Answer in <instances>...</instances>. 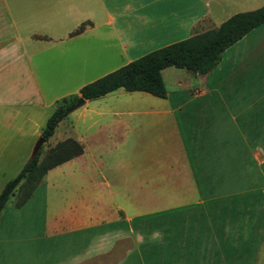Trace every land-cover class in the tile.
Listing matches in <instances>:
<instances>
[{"label":"crops","instance_id":"0c3cea01","mask_svg":"<svg viewBox=\"0 0 264 264\" xmlns=\"http://www.w3.org/2000/svg\"><path fill=\"white\" fill-rule=\"evenodd\" d=\"M212 2L0 0V108L47 105L26 48L64 53L87 35L114 38L124 53L140 52L125 65L157 49L141 48L149 42H162L160 48L218 27L231 15L214 22ZM83 22L84 31L72 35ZM261 68L264 23L226 48L206 74L163 69L165 85L166 73L173 83L166 97L130 92L125 107L111 112L124 115L118 122L125 133L124 184L121 176L102 175L50 212L42 182L45 188L16 209L41 198L42 232L35 238L43 243L22 248L3 210L0 264H264L258 189L245 188L257 182L258 162L264 163Z\"/></svg>","mask_w":264,"mask_h":264},{"label":"rangeland","instance_id":"374dc122","mask_svg":"<svg viewBox=\"0 0 264 264\" xmlns=\"http://www.w3.org/2000/svg\"><path fill=\"white\" fill-rule=\"evenodd\" d=\"M262 5L264 0H213L211 6L214 13L213 21L218 22L234 13L253 10ZM160 43L162 42L152 41L141 48H158ZM121 48L116 39L105 41L96 35H87L75 43H70L69 50L64 53L58 48H26L33 57L35 69L47 98V105L41 108L30 106L0 108V192L32 156L33 148L41 137L57 99L66 96L71 98L79 92L80 85H85L123 66L127 57H134L140 53H124ZM167 68L188 72L186 69L173 66ZM258 75L264 78V68L258 70ZM165 79L167 83L165 86L171 89L173 83L167 73ZM130 95V92L119 88L99 99L87 100L69 112L59 122L54 134L43 143L39 155L40 164L47 160L52 149L59 142L68 137L79 140L84 147L83 153L77 155L79 156L77 159L64 165H62L64 162L61 163L51 172L48 171L55 167L49 169L46 172L48 176L45 174L41 178V184L42 182L48 184L50 212H53L63 196L65 198L80 190L82 186L96 184V179L99 180L102 175L112 178L121 176L120 183L124 184L125 133L123 125L118 124L124 119V115L114 116L111 112L123 109L125 99ZM261 137L258 134V146L261 145ZM137 150L132 158L140 156L141 148ZM111 183L112 188L116 189L117 182ZM28 186L29 183L24 182L14 191L6 204L3 218L4 223L9 226L8 231L18 234L22 248L26 249L43 243L37 240L38 237L35 238L36 234L42 232L41 198L37 197L22 212H19L15 206L26 194ZM44 186L41 185L39 188H45ZM245 188L258 189L259 233L260 225L264 222V163L258 162L257 182L248 181ZM5 226L0 228V234L5 230ZM252 229H247L246 234H250Z\"/></svg>","mask_w":264,"mask_h":264},{"label":"trees","instance_id":"16d2710c","mask_svg":"<svg viewBox=\"0 0 264 264\" xmlns=\"http://www.w3.org/2000/svg\"><path fill=\"white\" fill-rule=\"evenodd\" d=\"M263 23L264 5L253 10L234 13L218 27L197 32L128 62L83 85L78 95H72L71 98L66 96L58 100L41 136L47 141L54 134L59 122L68 114L69 108L79 97L93 100L119 88L128 92L143 91L154 96L166 97L163 69L173 66L186 69L193 75L206 74L218 65L226 48ZM87 24V22L81 23L72 35L83 32ZM83 151V144L79 140L68 137L52 149L50 156L42 164L39 163L40 151L36 156H31L17 175L1 190L0 216L8 200L22 183H29V186L16 207H21L29 201L35 189L41 184V178L49 169L82 154Z\"/></svg>","mask_w":264,"mask_h":264},{"label":"water","instance_id":"95a60500","mask_svg":"<svg viewBox=\"0 0 264 264\" xmlns=\"http://www.w3.org/2000/svg\"><path fill=\"white\" fill-rule=\"evenodd\" d=\"M85 101H86V99H84L83 97H79L77 99L76 103L69 108L68 113L71 112V111H73L74 109L78 108L82 104H84ZM45 142H46V139L43 136H41L38 139V141L36 142V144H35V146L33 148L32 156H36L39 153V151H40L43 143H45Z\"/></svg>","mask_w":264,"mask_h":264}]
</instances>
